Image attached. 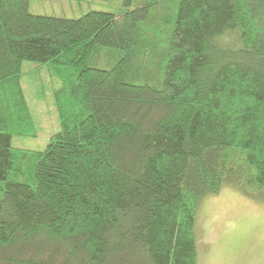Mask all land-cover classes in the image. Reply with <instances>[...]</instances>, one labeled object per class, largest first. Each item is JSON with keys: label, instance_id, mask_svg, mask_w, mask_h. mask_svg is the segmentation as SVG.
I'll list each match as a JSON object with an SVG mask.
<instances>
[{"label": "trees", "instance_id": "1", "mask_svg": "<svg viewBox=\"0 0 264 264\" xmlns=\"http://www.w3.org/2000/svg\"><path fill=\"white\" fill-rule=\"evenodd\" d=\"M29 4L0 0V264H197L205 197L264 199V0ZM27 74L56 81L40 151L11 144Z\"/></svg>", "mask_w": 264, "mask_h": 264}, {"label": "rangeland", "instance_id": "2", "mask_svg": "<svg viewBox=\"0 0 264 264\" xmlns=\"http://www.w3.org/2000/svg\"><path fill=\"white\" fill-rule=\"evenodd\" d=\"M122 9V0H30L35 15L76 19L89 11L113 14ZM24 62L23 71L35 67ZM47 77V78H46ZM25 75V97L37 124L35 138H13V147L40 151L51 134L58 130L53 102L56 81L43 76ZM195 236L197 264H264V199L247 197L234 188H223L205 197L196 213Z\"/></svg>", "mask_w": 264, "mask_h": 264}]
</instances>
